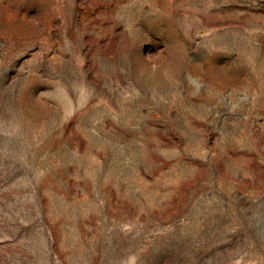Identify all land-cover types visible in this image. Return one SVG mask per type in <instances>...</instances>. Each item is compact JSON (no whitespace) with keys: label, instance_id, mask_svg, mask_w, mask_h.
Wrapping results in <instances>:
<instances>
[{"label":"rangeland","instance_id":"obj_1","mask_svg":"<svg viewBox=\"0 0 264 264\" xmlns=\"http://www.w3.org/2000/svg\"><path fill=\"white\" fill-rule=\"evenodd\" d=\"M0 264H264V0H0Z\"/></svg>","mask_w":264,"mask_h":264}]
</instances>
